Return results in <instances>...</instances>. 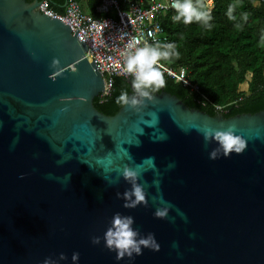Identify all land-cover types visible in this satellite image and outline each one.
<instances>
[{
  "label": "water",
  "instance_id": "water-1",
  "mask_svg": "<svg viewBox=\"0 0 264 264\" xmlns=\"http://www.w3.org/2000/svg\"><path fill=\"white\" fill-rule=\"evenodd\" d=\"M39 3L0 0V264H264V110L209 115L131 85L139 103L104 115L85 44ZM229 130L239 153L212 135ZM117 215L158 250L118 259Z\"/></svg>",
  "mask_w": 264,
  "mask_h": 264
},
{
  "label": "trees",
  "instance_id": "trees-1",
  "mask_svg": "<svg viewBox=\"0 0 264 264\" xmlns=\"http://www.w3.org/2000/svg\"><path fill=\"white\" fill-rule=\"evenodd\" d=\"M69 1L46 0L47 7L57 14H63ZM74 1L88 14L99 16L95 7L101 0ZM118 1L124 7L127 0ZM193 3L203 6L198 0ZM209 10L210 28L196 21L173 22L175 10L164 12L159 21L166 37L150 46L163 49V45L172 43L178 57L162 58L160 63L173 69L184 68L187 78L200 85V93L166 77L159 90L148 91L168 92L188 107L209 115L221 113L225 118L264 110V0H213ZM133 79L114 76L109 94L102 100L94 97V108L104 115L115 114L122 106L116 98L121 91L127 95L131 92Z\"/></svg>",
  "mask_w": 264,
  "mask_h": 264
},
{
  "label": "built area",
  "instance_id": "built-area-1",
  "mask_svg": "<svg viewBox=\"0 0 264 264\" xmlns=\"http://www.w3.org/2000/svg\"><path fill=\"white\" fill-rule=\"evenodd\" d=\"M198 1L207 10L213 4V0ZM171 2L172 0H127L125 6L121 7L118 0H101L95 7L98 17L83 12L79 3L74 0L65 3L63 14L50 10L46 0L40 1L37 9L61 19L85 44L88 60L95 63L104 80V89L98 94L102 100L109 94L114 76L134 78V74L123 71L126 59L124 53H131L135 47H150L165 39L159 18L164 12L174 10L170 6ZM129 44L133 47L128 48ZM155 67L162 73L163 79L170 78L191 91L200 93V85L187 78L184 68L173 69L160 61Z\"/></svg>",
  "mask_w": 264,
  "mask_h": 264
},
{
  "label": "clouds",
  "instance_id": "clouds-1",
  "mask_svg": "<svg viewBox=\"0 0 264 264\" xmlns=\"http://www.w3.org/2000/svg\"><path fill=\"white\" fill-rule=\"evenodd\" d=\"M175 14L172 16L173 22L180 21L184 24H190L194 21L204 24L210 28L208 23L211 20L210 10L204 9L202 5L193 3V0H172L170 5ZM231 7L228 12L231 13ZM128 48H132L133 45L129 44ZM126 59L123 64V71L126 73L134 74L132 81L133 88L138 91L142 97H148L150 95L148 89L152 91L159 90L164 80L162 73L158 70L157 65L160 59H167L170 56L178 57L179 53L175 50L172 43L163 45V49L159 47H135L131 53H124ZM116 102L120 104L136 105L139 101L136 98L128 99L127 93L121 91L116 98ZM205 138L209 133H204ZM212 135L218 141L219 145L223 149L224 154L231 152H241L245 146V141L240 137L234 135L231 130L229 131H216ZM123 175L125 178L133 177L136 175L134 170L125 169ZM134 199L130 206H134L136 203L144 200V193L140 186L133 188ZM157 217H164L166 210L160 209L155 212ZM133 221L131 217L115 216L112 220V227L105 233V246L110 251H115L117 258L123 256H132L133 253L139 255L142 247H150L153 250H158V244L151 234L147 237L137 239V232L131 225ZM98 239L94 238L93 243H97ZM76 253L73 254L72 259L77 258Z\"/></svg>",
  "mask_w": 264,
  "mask_h": 264
},
{
  "label": "rangeland",
  "instance_id": "rangeland-1",
  "mask_svg": "<svg viewBox=\"0 0 264 264\" xmlns=\"http://www.w3.org/2000/svg\"><path fill=\"white\" fill-rule=\"evenodd\" d=\"M83 12L87 13V12L85 11V9H83ZM243 87H244V86H243Z\"/></svg>",
  "mask_w": 264,
  "mask_h": 264
}]
</instances>
